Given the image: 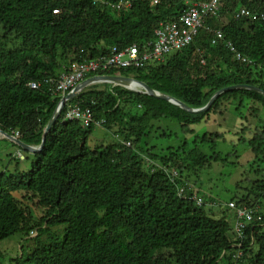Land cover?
Returning a JSON list of instances; mask_svg holds the SVG:
<instances>
[{
	"label": "trees",
	"instance_id": "trees-1",
	"mask_svg": "<svg viewBox=\"0 0 264 264\" xmlns=\"http://www.w3.org/2000/svg\"><path fill=\"white\" fill-rule=\"evenodd\" d=\"M185 1L197 0L136 3L126 11L112 10L96 0H0V129L38 147L59 99L42 88L32 90L30 82L56 78L74 61L106 54V47L150 40L159 22L178 19ZM261 2L228 0L219 18L227 14L229 22L220 28L214 25L215 18L206 23L221 29L225 40L250 64L234 60L222 42L211 45L212 34L200 29L186 50L121 73L134 74L133 79L192 109L203 108L216 92L229 87L264 92V22L233 17L238 8L257 9ZM70 103L90 109L115 141L89 148L86 143L95 127L61 123L59 115L38 153L17 146L18 156L9 155V163L16 157L24 160L21 152L32 159L26 171L15 175L0 171V241L17 233L36 235L31 237L32 248L22 249L14 264H234L233 218L213 217L195 205L193 192L186 188L185 197L177 196V187L165 172L142 155L160 166H175L182 180L177 184L183 187L190 174L220 160V152H204L206 143L212 149L218 142L225 144L227 136L234 139L230 143L246 144L255 159L264 161L261 92L244 87L228 90L206 111L190 113L118 85L103 84L100 89L96 84ZM231 114L236 122L224 133L221 128ZM162 122H167L165 129ZM201 123L217 128L195 134L194 126ZM149 137L164 142L184 138L178 147L158 151L155 144L145 142ZM117 139L130 142L132 148ZM252 185L230 200L237 206L258 202L262 219L247 227L237 264H264L260 211L264 179ZM13 193L25 194L34 203L38 220L13 202ZM85 218L81 234H72V226ZM58 227L63 229L58 232Z\"/></svg>",
	"mask_w": 264,
	"mask_h": 264
},
{
	"label": "built area",
	"instance_id": "built-area-1",
	"mask_svg": "<svg viewBox=\"0 0 264 264\" xmlns=\"http://www.w3.org/2000/svg\"><path fill=\"white\" fill-rule=\"evenodd\" d=\"M98 3L106 7L117 10L126 11L136 3H149L158 5L161 0H96ZM228 0H197L194 2L185 1L184 9L179 14L175 21L159 22L153 30L150 40L144 43H133L123 48L116 46L106 47L107 53L94 58H81L80 60L70 63L65 67L56 78H47L42 81L30 82L29 88L32 90L43 89L51 96L58 98L57 108L61 105L68 93L75 87L80 85L84 80L93 76H121L123 69H139L151 63L163 61L166 56L186 50L192 43L200 29H205L212 34L211 45H216L222 42L232 54V58L238 62L250 64L251 62L242 56L232 45L226 41L224 33L221 29H212L206 26L209 19H218L221 8ZM251 2L252 0H248ZM233 17L235 21L246 20L249 22H264V0L257 9L250 10L246 7L238 8ZM99 47H104L99 45ZM84 54V51H80ZM200 53V52H199ZM201 55V54H200ZM200 64H205V59L200 57ZM113 73V74H111ZM109 84L105 81H99L91 85ZM89 85V86H91ZM88 87V86H87ZM81 90L78 94H80ZM77 94V95H78ZM73 99V98H72ZM65 100L64 106L61 109V123L68 121L79 122L83 127H102L103 120L97 121L88 108H81L76 104H71L72 100ZM64 113L61 115V113ZM18 138V135H14ZM118 140V139H117ZM120 141V140H118ZM122 145L132 148L130 142L120 141ZM137 152H139L137 150ZM142 157L149 162L159 167L168 176L170 181L177 187V196L185 197V188L192 191V188L187 184L179 186L177 182L180 180L175 166L169 168L160 166L157 163L148 160L145 156ZM192 199L196 206H201L203 200L199 197L198 192H193ZM212 204H215L212 202ZM226 207L234 214L233 234L237 252L234 255V264L242 255V242L245 240L247 227L251 224L261 222V216L257 214L259 207L258 202H253L250 205L237 206L234 202H229ZM33 235V234H32Z\"/></svg>",
	"mask_w": 264,
	"mask_h": 264
},
{
	"label": "rangeland",
	"instance_id": "rangeland-1",
	"mask_svg": "<svg viewBox=\"0 0 264 264\" xmlns=\"http://www.w3.org/2000/svg\"><path fill=\"white\" fill-rule=\"evenodd\" d=\"M217 20L214 22V25L220 28L222 25L229 22L230 16L222 14ZM120 75L122 77L126 76L122 73ZM128 77L136 78L134 74L128 75ZM99 88L102 89L103 85H99ZM235 122L236 118L231 114L228 118V124L223 127L220 126L219 129L222 127L221 131L225 133L227 132L226 129H229L230 127L232 128ZM165 123L167 122L161 123L164 129L166 126L164 125ZM168 125H170L169 127L172 129L175 128L173 124ZM216 128L217 127L212 123H201L194 126V131L195 134L199 135L206 131H213ZM175 129H178V126ZM183 138L184 137L179 138L178 140H171V142H164L149 137L145 142L149 143L150 146L155 144L159 151L160 149H165L166 146H170L171 148L178 147L181 145ZM2 139L3 137L0 135V171H6L8 175H15L21 171L28 170L32 157L29 154L27 157L24 152H21L22 155L19 154V157L20 159L24 158V160H19L16 157L11 163H9V155L18 156L19 149L9 140L5 138V140ZM191 139L192 136H189L188 140ZM232 140H234L232 136H227V142L225 144L218 142L217 146L212 149L210 148L212 147V144L206 143L207 147L203 149L204 152L206 154H211L213 150L218 151L220 152V160L212 162L210 167L198 171L196 175L190 174L188 180V185L192 188V191L194 193L197 191L199 197L202 198L203 203L200 207L204 211L210 212L215 218L224 216L230 220H232V218L234 220V214L226 207V205L230 202L232 197L235 194H237V197H240L242 194L246 193V188L248 190L255 186L252 185V182L264 179V161L255 159V156L248 149L246 144L241 142L230 143ZM114 141L115 138L113 135L105 131L103 127H95L89 135L86 145L89 148H93L96 145H107ZM235 144H238V146L233 148ZM24 195L25 194L13 193L11 194V198L17 206L23 207L29 211L33 220H38L40 212L35 209L34 203L27 200ZM212 202L215 204H212ZM260 211L264 213V196L260 199ZM85 226L86 218L81 220L77 226H72L74 228L72 234L80 235L81 230ZM62 229L63 227H58V232ZM35 236L36 235L34 234L29 235V237H24L21 233H17L0 241V264H14L15 260L20 257L22 249L23 252H26L28 249L32 248L33 241L31 237L34 238Z\"/></svg>",
	"mask_w": 264,
	"mask_h": 264
},
{
	"label": "water",
	"instance_id": "water-1",
	"mask_svg": "<svg viewBox=\"0 0 264 264\" xmlns=\"http://www.w3.org/2000/svg\"><path fill=\"white\" fill-rule=\"evenodd\" d=\"M105 81V83H109V84H113V85H118V86H121L125 89H127L124 85H123V82L125 81H129V80H132V81H135L136 83H138L141 87H142V91L138 92V93H143V94H146V95H149L151 97H154V98H157V99H161V100H164V101H167L175 106H178L180 107L181 109L187 111V112H190V113H200V112H204L206 111L210 106L211 104L213 103V101L216 99V97L225 92V91H228V90H232V89H237V88H250V89H253V90H256V91H259L261 92L263 95H264V92L260 91L258 88H255V87H249V86H234V87H229V88H226V89H222L218 92H216L212 97L211 99L209 100L208 104L206 106H204L203 108H200V109H192V108H189L188 106H186L184 103H182L181 101L175 99V98H172V97H169V96H165V95H162L160 93H158L157 91L153 90L152 88H150L146 83L144 82H140L136 79H133V78H129V77H122V76H93L87 80H84L80 85H78L77 87H75L70 93H68L66 95V97L61 100V105L60 107L56 108L55 111L53 112L50 120L48 121L45 129H44V132H43V135H42V139H41V144L38 146V147H31V146H28V145H25L23 142H21L19 139H17L15 136L13 135H9L5 132H3L1 129H0V135L9 140L10 142L14 143L16 146H18L19 148H21L22 150L24 151H27L29 153H38L44 146V143H45V139H46V135L50 132L52 126L54 125V123L57 121L59 115H60V112H61V109L62 107L64 106V103H65V100H70L74 97L77 96V94L85 89L87 86L93 84V83H96V82H99V81ZM129 90V89H127ZM130 91H134V90H130Z\"/></svg>",
	"mask_w": 264,
	"mask_h": 264
},
{
	"label": "bare ground",
	"instance_id": "bare-ground-1",
	"mask_svg": "<svg viewBox=\"0 0 264 264\" xmlns=\"http://www.w3.org/2000/svg\"><path fill=\"white\" fill-rule=\"evenodd\" d=\"M123 85L129 90H134L138 92L143 90L142 87L138 83L132 80L123 82Z\"/></svg>",
	"mask_w": 264,
	"mask_h": 264
}]
</instances>
